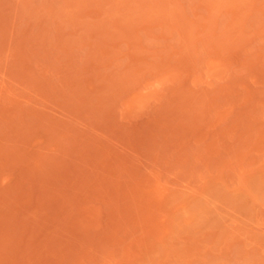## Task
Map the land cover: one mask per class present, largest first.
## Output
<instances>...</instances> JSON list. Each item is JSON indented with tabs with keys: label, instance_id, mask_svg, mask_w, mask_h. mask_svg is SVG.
Masks as SVG:
<instances>
[{
	"label": "rangeland",
	"instance_id": "rangeland-1",
	"mask_svg": "<svg viewBox=\"0 0 264 264\" xmlns=\"http://www.w3.org/2000/svg\"><path fill=\"white\" fill-rule=\"evenodd\" d=\"M0 264H264V0H0Z\"/></svg>",
	"mask_w": 264,
	"mask_h": 264
}]
</instances>
